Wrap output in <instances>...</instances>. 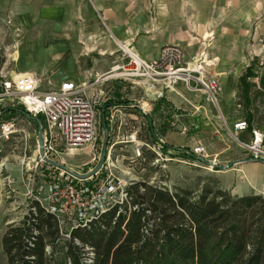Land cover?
Listing matches in <instances>:
<instances>
[{
	"label": "crops",
	"instance_id": "0c3cea01",
	"mask_svg": "<svg viewBox=\"0 0 264 264\" xmlns=\"http://www.w3.org/2000/svg\"><path fill=\"white\" fill-rule=\"evenodd\" d=\"M6 18L24 33L21 49L33 53L35 62L34 65L26 60L19 66L21 71L14 72L41 77L43 87L46 80L56 87L62 81L91 82L100 77L88 94L104 101L98 103L102 121L106 119L109 129L113 125L110 114L120 116L124 107L122 102L110 100V93L120 90L121 80L107 76L120 65V44L147 60L156 58L166 44L180 46L186 60L202 57L217 75L220 90L214 118H210L204 103L196 106L207 119L205 124L211 127L200 128L195 145L203 143L207 152L218 158L219 167L229 166L225 171L236 170V175L250 184L249 188L237 184L234 196L264 192V161L252 159L244 148L230 140L219 120L222 116L231 125L245 119L249 128L238 133L243 141H249L252 128L264 130V63L258 71L254 70L253 80L248 78L251 87L247 102L239 86V79L249 66L241 72L246 55L263 52L264 0H0V21ZM176 90L183 99L185 93L197 94L187 91L182 83ZM175 94L166 92L165 98ZM155 100L158 99L153 95H146L148 112L141 111L151 129L154 121L149 113ZM142 102L132 103L138 112L141 109L136 103ZM155 105L158 109L160 100ZM138 112L131 113L136 122L142 116ZM248 189L249 192L236 194Z\"/></svg>",
	"mask_w": 264,
	"mask_h": 264
},
{
	"label": "built area",
	"instance_id": "2783aa9c",
	"mask_svg": "<svg viewBox=\"0 0 264 264\" xmlns=\"http://www.w3.org/2000/svg\"><path fill=\"white\" fill-rule=\"evenodd\" d=\"M14 31L17 36L21 35L19 27ZM120 47L128 60L116 66L115 70L120 69V72L107 76L126 79L155 99L164 97L166 92L177 94L176 87L182 83L187 91L204 94L208 102L218 107L220 87L217 75L209 70L210 64L202 57L194 56L190 61L184 59L183 50L177 44L163 45L158 56L151 60L140 57L131 47L126 46L127 50L122 44ZM99 78L96 76L91 82L81 83L62 81L56 87H51L50 81L46 80L43 87V79L37 75L0 67V146L9 143L12 150L20 151L19 181L24 195L56 216L60 234L65 237L72 228L87 225L114 204L127 200L128 184L121 183L113 175V160L108 153L102 166L86 178H79L45 160L65 165V157L94 146L96 96L88 94V89ZM261 105L264 107V95ZM113 118L114 114H110V123ZM222 127L252 159L264 161V130L252 128L249 141H243L238 133L249 128L245 119L236 120L231 125L223 121ZM40 129L42 154L38 143ZM192 153L199 160L208 156L201 142L192 148ZM98 157L99 154L94 152L84 164ZM5 167L1 159V188L13 184L10 175L4 174ZM103 173L104 176L100 177ZM86 250L85 262L89 263L93 253L90 247Z\"/></svg>",
	"mask_w": 264,
	"mask_h": 264
},
{
	"label": "trees",
	"instance_id": "16d2710c",
	"mask_svg": "<svg viewBox=\"0 0 264 264\" xmlns=\"http://www.w3.org/2000/svg\"><path fill=\"white\" fill-rule=\"evenodd\" d=\"M255 75L249 65L239 79L246 102L248 78ZM126 192V201L72 228L68 237L56 216L32 200L1 236L5 264H264L261 194L232 196L217 181L169 190L139 180ZM86 247L93 253L89 263Z\"/></svg>",
	"mask_w": 264,
	"mask_h": 264
},
{
	"label": "rangeland",
	"instance_id": "374dc122",
	"mask_svg": "<svg viewBox=\"0 0 264 264\" xmlns=\"http://www.w3.org/2000/svg\"><path fill=\"white\" fill-rule=\"evenodd\" d=\"M15 27L18 26L14 25L10 18L0 21V34L3 37L0 42V67H6L13 72L21 71L19 66L23 65L26 60V63L31 62L35 65L33 53L28 52L27 54L26 51L21 49L24 33L21 32V35L17 36L14 31ZM1 31H4V34ZM261 38L264 40V37L261 36ZM119 56L121 58L120 65L125 64L128 60L127 57L123 53ZM262 63H264V47L263 52H259L258 55H246V61L241 72L244 71L247 65H252L254 70L258 71ZM120 71V69L114 70L110 74H116ZM117 79L121 80L118 85V90H120L115 93L114 89V93H110L112 94L110 100L124 104L121 110L122 114L118 116L119 113H117V117H114L112 128L107 129L105 140L99 105V103L103 104L104 101L99 102L95 97L97 133L94 146L65 157L67 167H72L81 174L94 169L99 161L100 150L105 141V154L107 156L108 153L110 159L113 160V175L121 183H127V186L134 181L146 180L149 184L165 187L169 190H173L175 187H189L196 190L204 184L212 185L217 181L218 186L228 191L232 196H234L232 192L236 190L237 184L249 188L250 184L244 181L241 175L237 176L236 170L225 171L227 167L217 169V166L220 165L217 161L218 158L216 159L214 155L208 152V156L203 160H199L195 154L196 159H189L184 156L187 153L184 151L185 149L192 151L195 146V139L200 128L208 129L211 127L210 124H205L207 119L201 116L196 106L204 103L210 118H214V115L218 114V110L206 100L204 94L197 92L193 96L185 93L184 99L179 94L172 95L170 98H165L164 95V97L158 99L160 100L158 109L154 107L158 100L153 101L152 110L149 113L152 116V121H154L151 129L146 116L141 114V110L146 111L149 103V101L146 103L144 90L139 86H133L126 79ZM251 80L253 79L251 78ZM139 101H143V104L139 103L138 108L141 110L138 112L134 106L135 104L132 103ZM137 112L138 115H142L138 117L139 122H136L131 115V113L136 114ZM219 120L221 125H223V121L229 125L228 120L222 116H219ZM162 128H164V131H162ZM223 131L226 132L224 128ZM226 135L231 140V136L228 133ZM94 152L99 154V157L85 165L84 163ZM18 156H20V151L12 150L9 143L1 144L0 160H4L6 165L4 174L8 173L10 175L13 184L5 188L0 187V239L7 225L19 221L28 211V206L32 201L24 195V189L19 181ZM260 164L263 165L261 162ZM233 168H238V166ZM101 176H104V173ZM249 191V189L240 190L236 194ZM259 194L264 197L263 192ZM5 263L6 256L0 244V264Z\"/></svg>",
	"mask_w": 264,
	"mask_h": 264
},
{
	"label": "water",
	"instance_id": "95a60500",
	"mask_svg": "<svg viewBox=\"0 0 264 264\" xmlns=\"http://www.w3.org/2000/svg\"><path fill=\"white\" fill-rule=\"evenodd\" d=\"M138 106H140L138 103H136ZM149 121H150V123H151V118H149ZM103 129H104V132H105V140H106V137H107V135H106V133H107V127L105 126V122H103ZM41 129L39 130V132H38V143H39V150H40V153L42 154V150H41V145H42V138H41ZM105 153H106V142L104 141V144L102 145V147H101V150H100V157H99V161H98V163H97V165L94 167V169H92L91 171H88V172H86V173H84V174H80V173H77V172H75V171H72L71 169H69L66 165H64V164H61V163H57V162H53V161H50V160H48V159H45L47 162H50V163H52V164H54V165H56L57 167H59V168H62V169H64V170H66V171H69V172H71V173H73L74 175H76L77 177H79V178H86V177H88V176H91V175H93L101 166H102V164H103V162H104V159H105ZM217 167H219V166H217ZM226 167H228L229 168V166H226Z\"/></svg>",
	"mask_w": 264,
	"mask_h": 264
},
{
	"label": "bare ground",
	"instance_id": "6f19581e",
	"mask_svg": "<svg viewBox=\"0 0 264 264\" xmlns=\"http://www.w3.org/2000/svg\"><path fill=\"white\" fill-rule=\"evenodd\" d=\"M205 36H207V35H205ZM207 38V37H206ZM121 45V44H120ZM122 47L125 49V50H127V47L126 46H124L123 44H122ZM116 69H117V67H116Z\"/></svg>",
	"mask_w": 264,
	"mask_h": 264
}]
</instances>
